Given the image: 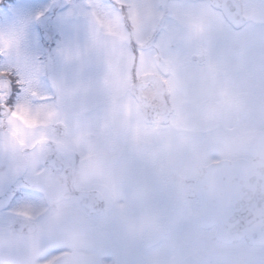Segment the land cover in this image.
Instances as JSON below:
<instances>
[{"label":"rangeland","instance_id":"obj_1","mask_svg":"<svg viewBox=\"0 0 264 264\" xmlns=\"http://www.w3.org/2000/svg\"><path fill=\"white\" fill-rule=\"evenodd\" d=\"M236 1L245 18L237 33L225 29L207 0H0V76L11 83L0 103L15 108L0 118V264H123L126 253H138L142 264H264V245H224L215 229L201 230L195 197L207 161L247 159L253 136L264 130V0ZM42 30L53 42L48 49ZM204 53L216 62L249 58L254 81L241 74L228 82L230 91H220L226 77L214 83L212 72L203 77L209 70L191 62ZM186 63L198 75L191 87ZM132 79L153 87L143 95L171 113L158 142L147 135L144 116L138 124L144 131L130 124ZM232 87L238 105L221 108L212 134L180 140L178 127L191 123L197 131L216 121L208 103L226 99ZM201 91L213 95L201 99ZM124 137L140 140L144 154L110 167ZM49 155L72 175L47 169ZM90 190L106 200L101 216L88 215L76 198ZM17 219L34 223L37 232L12 234Z\"/></svg>","mask_w":264,"mask_h":264},{"label":"water","instance_id":"obj_2","mask_svg":"<svg viewBox=\"0 0 264 264\" xmlns=\"http://www.w3.org/2000/svg\"><path fill=\"white\" fill-rule=\"evenodd\" d=\"M216 8H221L230 22L238 25L243 18L236 11L233 0H210ZM46 42L49 38L42 33ZM202 60V59H200ZM144 82H134L131 87L133 98L147 110L148 120L163 116V123L169 121V111L159 107L143 96L148 88ZM0 91L10 93L5 76H0ZM10 110L0 104V117L9 116ZM58 135L63 134L60 126H55ZM249 160L233 162L222 160L210 165L199 177L195 192L199 203V226L202 230L215 229V240L224 245L244 241L251 247L264 245V131L258 133L248 147ZM53 174L63 172V165L54 155L44 161ZM66 174H70L67 169ZM77 200L90 216H101L105 211V201L98 191H80ZM15 234L33 235L35 224L20 221L12 226Z\"/></svg>","mask_w":264,"mask_h":264},{"label":"flooded vegetation","instance_id":"obj_3","mask_svg":"<svg viewBox=\"0 0 264 264\" xmlns=\"http://www.w3.org/2000/svg\"><path fill=\"white\" fill-rule=\"evenodd\" d=\"M207 1H208V6L212 9L211 12L212 13H216V14L219 15V17L221 18V20L224 22V24L221 23V25L223 24L224 27H225V29L228 32H229V30H231L233 33L239 32L241 26L244 25V23H245L244 22L245 21V18L242 16V13H241V10H240V7H239L240 5H238L239 3H237L236 0H233L235 2V4H236V8H237L236 11H237V13L240 16H242L244 18V20L241 23H239L238 25H235L234 23H231L230 20L227 18L225 12L221 8H216V7H214L211 4L210 0H207ZM201 13L202 14H205L206 13V10L203 11V12H201ZM165 16H166V14H165ZM43 32L47 33L45 30H42L41 31V33H43ZM128 44H130L131 49H132V50L130 49L131 50V53L135 56V58L136 57H139V45H137L136 42L133 41V40H131L130 43H128ZM52 45H53V42L50 41V36H49V42H45V48L48 49V48L52 47ZM133 45H135L136 47L133 48L132 47ZM200 59H202V60H200ZM160 60H161L160 57L159 56H156V61L159 62ZM246 60H248L247 63L245 62ZM191 62L192 63H196L197 65H199L201 68H204L205 70H206V68L209 70V72L207 74H205L206 71L203 73V77L204 76H209L211 74V72H212L214 75L210 76L211 78L210 77L209 78L211 79V81L214 80V83L219 82V80L222 79L223 76H225L227 81H223V80L221 81V84L218 87L220 89V91L222 89L225 90V91H230L231 89H230V86H229L228 82L230 80L231 81H237L238 82V80L241 79L240 78V75L241 74H243L248 81L249 80L250 81H252V80L254 81V77L252 76V74L254 73V67H252V61L249 58H247V59L244 60V58H241L240 56H233L232 58H225V59H221L220 62H216V61L208 60V56L206 55V53H204V54H200L198 56L192 55ZM229 63H230V65H229ZM241 63H243L242 66H241ZM186 65H187V63H186ZM212 66H214V68ZM228 66H230V67H228ZM222 67L227 68V70L225 72H222ZM185 68H186L185 70L183 69L184 70V73L186 75L185 76L186 77L185 80L188 82L187 83L188 86L191 87L193 81L196 80V77L198 75H195L193 69L191 67H189L188 65ZM167 70L168 69H166V71ZM214 76H216V77L214 78ZM203 77H201V78H203ZM250 77H251V79H250ZM136 81H138V80L137 79H134V80L132 79V83L130 84V94H131V96H132L131 87H132V84L134 82H136ZM71 82H72L71 83L72 86H74L76 88V86H78V82H79L78 77H77L76 80L72 77L71 78ZM224 82H227V83H224ZM9 84L11 85L10 82H9ZM247 84L249 85L250 83H247ZM149 88L152 89L153 87H149ZM149 88L145 89L143 91V93L146 90H148ZM232 89H233V87H232ZM233 93H234V89H233V92L231 94H229L226 99L221 98L219 101H218V99H211L210 102L208 101L209 102L208 103V109H209L208 111H209L210 114L217 115L216 116L217 117L216 121H218V123L212 117V119H209L210 126H208L207 129L197 130V131L195 129L193 130V128H191V126H193L195 128H197V127L195 125H192L191 123L188 124L189 128L178 127L176 129L177 131L176 130L175 131H176V134L177 135H180L179 139L181 140V138L182 139L184 138L183 139V142L185 140L189 142L190 139L193 138L194 137V134H195V133L192 134V132H198V131H199L198 135H202V134L207 135L209 133L212 134V132L215 130V129L213 130L212 128H216L217 125L221 124L220 117H218V112L221 110V108L222 107H230L232 110H234L235 107L238 105L237 104L238 102H236L233 99V96H232ZM206 94H207L206 92L201 91V93H200L201 99H203V97H205ZM212 95L207 94L208 98H211ZM220 95H222V94H220ZM133 101H134L133 102L134 103V107H133L134 112H131V115H130V116H132L131 119H132L133 123H131V121H130V124L133 125L135 129L137 127L140 128L139 125L142 124V122H143V116H144L145 117V120H146L145 121V124L148 125V126H144V127H147L148 128V130H146L147 135L151 134L153 136L152 137L153 138V141L156 140L158 142V140H159V130L161 128L169 127L170 122H171V115H169V121H168L167 124H164L163 123V116H158L157 120H148L147 119V113H146L147 110H145L134 98H133ZM152 103L153 104H156V105H159L158 103L153 102V101H152ZM4 104L10 109V116H11L12 113L14 112V109H15L14 108V105H13V102L12 101H9V103L8 102H6V103L4 102ZM204 104H206V103H204L203 100H202V105L205 106ZM160 107H164V106L162 105ZM96 110H97V107H93V108L87 109L85 111L84 116L85 117H88V118H86L87 121L90 118L88 115H91V113L95 112ZM114 111H115V109L112 108L111 111L108 112L109 119H111L112 115L114 114ZM133 113H134V115H133ZM10 116H8V117H10ZM213 122H216L217 124L216 125H213ZM90 124L92 125V121H91ZM60 127L63 129L62 136H64L65 129L62 126H60ZM227 129H228V127L226 129H224V132H226V134L228 133L226 131ZM141 130H143V129H141ZM141 130H140V132H141ZM220 132H222V131H220ZM93 136H94V134L91 133V132H88L85 135V137L87 139H91ZM136 138H138V135L136 136ZM253 138H254V136H253ZM119 140L121 141L120 142V154L118 155L119 158L118 157L112 158L113 159V160H111L112 162L109 161V163H108V165L110 167L114 166V164L117 161H119V160L120 161H124L125 164H126L127 157L137 156L138 154H144L143 153L144 147L140 143L141 142L140 140H139L140 142L139 141H134V139H130V138L128 140L125 137L122 138V139H119ZM185 144H186V142H185ZM249 145H248V147H249ZM248 147H247V152H248ZM88 151H91V150L89 149ZM92 151H93V149H92ZM87 154H88V152H87ZM208 154H210L212 156L213 155H215V156L217 155V153H215V151L214 152H211V151L209 152L208 151ZM237 159H240V158H236L234 160H230V159H225V158L220 157L219 159L217 158L216 160H214V159L213 160H209V161H207L206 165L202 168L201 172L205 171L210 165L215 164L217 162H220L222 160L235 161ZM243 159H245V158H243ZM247 159H249V158H247ZM59 161L62 162L63 167H64L63 172H61L59 174H64L65 176L70 177L72 175V170L70 168H68V167H65V164L63 163V160L62 159H59ZM147 161H149V165L151 164L150 166H152V167L154 166L153 165V164H155L154 159L152 160L150 158V160H147ZM67 169L70 170V174L69 175L66 174V172H65ZM90 191H92V190H90ZM77 194L78 193H76V198H77ZM104 201H105V208H106V200H105V198H104ZM20 221H25V220L17 219L15 223H13V224L10 225L9 231L12 234H14V235L27 236L26 234H15L13 232V230H12V226L15 225V224H17ZM28 222H30V221H28ZM36 232H37V226H36Z\"/></svg>","mask_w":264,"mask_h":264},{"label":"trees","instance_id":"obj_4","mask_svg":"<svg viewBox=\"0 0 264 264\" xmlns=\"http://www.w3.org/2000/svg\"><path fill=\"white\" fill-rule=\"evenodd\" d=\"M160 213V212H159ZM168 218L170 219V216H168ZM162 219H163V221L165 220V218H163L162 217ZM154 222H156L155 220H153L152 221V223H154ZM161 230H163V229H161ZM147 232V230H144V233H146ZM161 232H163V231H161ZM157 234H159V233H157ZM162 234L163 233H161V235H156L155 237H151L152 239H150V240H159V239H161V236H162ZM151 235H152V233H151ZM150 235V236H151ZM155 235V234H154ZM137 244V243H136ZM140 243H138L137 245H139ZM149 244V243H148ZM148 244L146 245H141L142 246V249H146L147 247H148ZM141 248H140V250H142ZM139 251V250H138ZM137 251V252H138ZM123 264H142V260L138 257V253H132V255L131 254H128V253H126L125 254V259H124V261H123Z\"/></svg>","mask_w":264,"mask_h":264}]
</instances>
